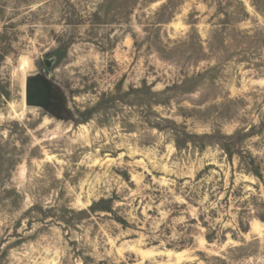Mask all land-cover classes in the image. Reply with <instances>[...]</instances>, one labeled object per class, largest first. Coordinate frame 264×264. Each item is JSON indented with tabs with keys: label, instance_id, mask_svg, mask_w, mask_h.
<instances>
[{
	"label": "rangeland",
	"instance_id": "374dc122",
	"mask_svg": "<svg viewBox=\"0 0 264 264\" xmlns=\"http://www.w3.org/2000/svg\"><path fill=\"white\" fill-rule=\"evenodd\" d=\"M259 216L264 0H0V264H264Z\"/></svg>",
	"mask_w": 264,
	"mask_h": 264
},
{
	"label": "water",
	"instance_id": "95a60500",
	"mask_svg": "<svg viewBox=\"0 0 264 264\" xmlns=\"http://www.w3.org/2000/svg\"><path fill=\"white\" fill-rule=\"evenodd\" d=\"M53 96L52 89L42 82H30L26 85V102L30 106L50 109L53 105Z\"/></svg>",
	"mask_w": 264,
	"mask_h": 264
},
{
	"label": "trees",
	"instance_id": "16d2710c",
	"mask_svg": "<svg viewBox=\"0 0 264 264\" xmlns=\"http://www.w3.org/2000/svg\"><path fill=\"white\" fill-rule=\"evenodd\" d=\"M240 6H242V8L245 10V6H244L243 2H240ZM245 39H247V40H253V39H255V37H254V36L252 37V35H249V33H248V34L245 35ZM221 136H222L224 139L229 140V141H232V140H234V139L236 138V137H235L236 135H232V136L221 135ZM208 137H209V136H208ZM221 145H222L223 150H224L225 152H227L230 156L233 155L232 147H233V145H235V144H232V143H225V144H221ZM255 175H256L257 177H259V178L262 177L260 172H255ZM259 219L262 220V221H264V216H259ZM240 226H241V230H242L243 232H247V231H248V228L244 226V222H241V221H240ZM209 239H210V238H209Z\"/></svg>",
	"mask_w": 264,
	"mask_h": 264
}]
</instances>
